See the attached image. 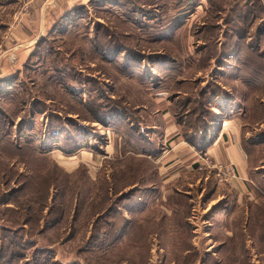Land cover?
<instances>
[{
    "label": "rangeland",
    "instance_id": "obj_1",
    "mask_svg": "<svg viewBox=\"0 0 264 264\" xmlns=\"http://www.w3.org/2000/svg\"><path fill=\"white\" fill-rule=\"evenodd\" d=\"M235 1L248 0H219ZM33 2L0 0V39L9 24L40 30L23 38L28 59L0 82V199L7 201L0 206V264H264V241L243 228L264 197L243 198L223 214L232 198L216 202L214 189H232L208 173L206 183V173L191 174L188 187L173 184L167 193V173L141 157L124 129L149 143L163 114L183 125L170 113L177 98L221 76L219 56L206 68L199 61L204 24L221 21L214 18L218 0H89L45 27L32 22ZM180 15L182 24H174ZM177 30L183 37H162ZM160 58L191 64L176 72ZM102 104L115 110L100 112ZM134 186L135 204L146 203L131 214L129 199H118ZM214 203L219 209L211 213ZM9 238L14 243L2 246Z\"/></svg>",
    "mask_w": 264,
    "mask_h": 264
},
{
    "label": "crops",
    "instance_id": "obj_2",
    "mask_svg": "<svg viewBox=\"0 0 264 264\" xmlns=\"http://www.w3.org/2000/svg\"><path fill=\"white\" fill-rule=\"evenodd\" d=\"M33 1L34 6H36L37 21L34 19L32 22H42L44 27L48 26L58 16L64 15L67 10L89 2V0ZM49 10L53 12V18L47 17ZM44 11L46 13H43ZM182 16L183 15H180L177 19L174 17V24L178 23L180 25L184 20ZM39 31L40 30L36 29L34 26L28 28L19 24L17 28L13 24L6 26L0 39V48L5 47L3 50H0V80L8 78V76L3 75L4 72L12 71L13 68L15 70L19 69L17 67L18 64L22 65L25 63L29 57L30 53L28 50L31 45L29 43H25L24 45L22 40H28L29 34L33 38L35 34L38 35ZM176 33H178V30L172 32L165 31L162 37L168 39ZM179 34L182 36L181 33ZM221 38L219 43L223 41V37ZM5 43L8 44L5 45ZM234 52L235 47L228 53H221L219 55L216 61L219 63L216 66V70H218V73H221V76L223 75L222 73H225L226 68L231 65V61L226 62V60H231ZM220 58L221 61L219 60ZM221 76L217 75L213 78L219 79ZM218 79L202 80L199 85H205L214 81L220 82ZM220 84L221 87L228 92V95L224 97L218 93H213L208 99V104L213 114L212 118L216 121L215 127H207L206 133H200L202 138L199 139L196 144H192V130L190 129L188 132L186 131L183 133L181 125L173 123L172 116L167 112L163 114V120H165L163 127L153 125L149 129L151 137H155L150 139L149 143L153 142L156 144L159 155L156 158H152L150 155H141V157L151 159L153 164L157 166L156 169L159 174L167 173L162 177V184L168 185L170 190L168 191L167 189V193L172 192L173 184L182 183L186 184L188 187L191 181L189 175L191 174L197 177L199 173H206L204 177V182L206 183L209 178V175H207L208 173L214 178L216 184H221L217 182L213 174L207 171H199L197 170V165L193 164L198 155L204 152L212 154L218 161H229L233 163L237 167L241 179L234 181L233 185H228L232 189L229 190L230 192L224 191V189H220L219 187H215L216 189H214L218 194V197L214 201H222L224 203L229 196L232 198L230 205L226 204L223 206V210H219V212L223 211V214H225V212L228 213L231 208L234 209L240 206L243 203V198L251 200L252 196L264 197V113L256 117L250 116L251 112L254 111V101H257L259 106L264 108V91L261 92L260 97H256L255 95L250 100L244 98L240 100L231 89L233 85L243 90V92H246L245 85L238 79L231 81L230 84H225L223 82H220ZM234 109L236 111H234ZM247 145L251 148L258 147L260 158L255 162L249 158ZM201 175L203 176V174ZM200 179L201 176L196 181ZM259 179L260 183H258ZM256 184H260V188L257 187ZM258 188L261 189V191ZM203 189L204 188H202V190ZM219 205H214L210 212L213 213L214 211H218L219 208L217 206ZM263 210L264 205L253 220L247 219V221L244 222V230L246 227L249 228L250 225L258 226L260 223L258 217ZM223 214L220 216H223Z\"/></svg>",
    "mask_w": 264,
    "mask_h": 264
},
{
    "label": "trees",
    "instance_id": "obj_3",
    "mask_svg": "<svg viewBox=\"0 0 264 264\" xmlns=\"http://www.w3.org/2000/svg\"><path fill=\"white\" fill-rule=\"evenodd\" d=\"M218 4L219 5L216 4L215 7L216 16L214 18L217 19L221 17V21L219 23L207 22L203 26L202 37L204 45L200 50V66L202 68H206L212 57H217L221 53H228L233 47H235V52L233 55L234 63L233 61L231 62V65L226 68L225 73L218 80L225 84H230L231 81L238 79L242 84L245 85L246 92H243V90H240L233 85L231 89L239 99L244 98L246 100H250L256 94L264 91V8L259 4L258 0H248L244 5H241L240 2L237 1L232 4H229V2H223L222 4L218 0ZM77 9L73 13H77ZM220 11H224L225 13L222 15V13L220 14ZM218 32H221L223 37V41L221 43H219L217 37ZM179 36L180 34L178 32L168 38V40L178 39L180 38ZM159 61H161L163 64H170L172 66L171 69H174L173 71L176 72L181 71L182 68L188 67L191 64L190 59L186 61H180L160 58ZM0 82H3V80H0ZM220 82L214 81L205 85H201L198 87L199 89L196 94H191L186 97L178 96L179 98H177L178 104L176 108L174 110L173 108L170 110V113L174 116H178L179 121H181L180 123L183 124L181 125L183 133L186 131L188 132L190 129L192 130V144H196L199 139L202 138L200 133H206L207 127L216 126V121H214L212 118L213 114L210 110L208 99L213 93H218L224 97L228 95V92L221 87ZM5 84L8 86L7 83ZM156 88L159 89L161 87L156 85ZM91 106L93 105L91 104ZM103 108L110 109L111 111L115 110V107L110 108L107 104H102L100 105V112L103 111ZM261 113H264V108L260 107L257 101H254V111L251 112L250 116L256 117ZM102 114L105 113H101V115ZM128 115L131 116L130 114ZM124 129H127L128 134H131L132 137L136 138L135 142L139 146V149H141L142 154L144 153V155H151L153 158H156L159 155L156 144L153 142H143L141 135H139V133L135 131L134 128L127 126L124 127ZM247 147L249 150V158L254 162L258 160L260 158L258 147L251 148L249 145H247ZM143 190L149 192L151 189L145 187ZM14 192L15 190H12L10 195H12ZM136 193L137 189L134 186L129 191L123 193L118 199V203L129 199L128 202H130L131 205L130 207H126V209L131 214L135 213L136 211H140L139 206L141 207L144 205V203H146L144 201H140V203L135 204L136 201L134 200L137 199ZM42 199H44L43 194ZM4 203H7V201L2 195V198L0 199V206ZM5 210L8 211L11 209ZM258 218L260 222L258 226L250 225L248 229L249 231L253 232L252 235L254 237H256L260 242H263L264 210L261 211ZM1 220L4 222V224H13L10 222L11 219L8 218V215H2ZM2 231L9 234L11 229L9 227H3ZM254 233L260 234L258 236ZM7 241L8 242H6V239H4L2 246H7L10 242L14 243L11 238L7 239ZM31 245L32 243L29 244L30 247ZM20 246L25 247L24 244Z\"/></svg>",
    "mask_w": 264,
    "mask_h": 264
},
{
    "label": "built area",
    "instance_id": "obj_4",
    "mask_svg": "<svg viewBox=\"0 0 264 264\" xmlns=\"http://www.w3.org/2000/svg\"><path fill=\"white\" fill-rule=\"evenodd\" d=\"M193 164L197 165V170L213 174L217 182L223 184L233 185L234 181L241 179L237 167L233 163L218 161L208 152L198 155Z\"/></svg>",
    "mask_w": 264,
    "mask_h": 264
}]
</instances>
